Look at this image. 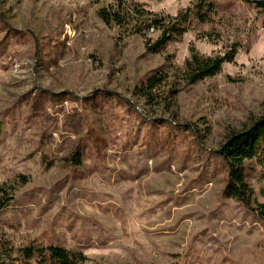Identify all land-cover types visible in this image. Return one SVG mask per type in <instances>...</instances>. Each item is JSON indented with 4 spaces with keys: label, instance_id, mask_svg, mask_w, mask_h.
<instances>
[{
    "label": "rangeland",
    "instance_id": "374dc122",
    "mask_svg": "<svg viewBox=\"0 0 264 264\" xmlns=\"http://www.w3.org/2000/svg\"><path fill=\"white\" fill-rule=\"evenodd\" d=\"M110 0H0V184L25 176L0 214V238L63 245L85 264H264V225L225 195L218 151L264 111V26L245 0H135L189 12L162 51L106 25ZM155 40L160 32H148ZM235 61L196 84L174 77L194 46ZM166 103L139 94L155 72ZM253 205L264 169L247 161Z\"/></svg>",
    "mask_w": 264,
    "mask_h": 264
},
{
    "label": "trees",
    "instance_id": "16d2710c",
    "mask_svg": "<svg viewBox=\"0 0 264 264\" xmlns=\"http://www.w3.org/2000/svg\"><path fill=\"white\" fill-rule=\"evenodd\" d=\"M245 1L261 14L264 26V0ZM195 6L196 16L201 22L212 19L216 10L212 2L202 0ZM188 13L175 17L161 15L135 0H110L97 10L98 17L106 25H114L126 35H140L147 49L152 52L162 51L170 41L179 39L185 33L181 22L188 20ZM151 29L160 32L155 40L148 34ZM238 47L239 44L233 42L224 54L204 55L191 46L189 57L182 66L174 68V78L186 85H192L213 77L222 71L225 63L235 61ZM170 76L168 72L157 71L137 90L147 103L157 106L165 104L166 98L158 87L165 84ZM1 131L0 124V133ZM218 153L228 170L225 195L236 199L264 225V202L253 205L255 190L246 174L247 161H255L264 169V111L260 115L250 116L240 128H232ZM27 183L28 179L23 175L12 182L0 184V214L15 200L18 188ZM86 261L87 256L83 252L63 245L35 240L15 245L11 239L0 238V264H85Z\"/></svg>",
    "mask_w": 264,
    "mask_h": 264
},
{
    "label": "built area",
    "instance_id": "2783aa9c",
    "mask_svg": "<svg viewBox=\"0 0 264 264\" xmlns=\"http://www.w3.org/2000/svg\"><path fill=\"white\" fill-rule=\"evenodd\" d=\"M153 31H154V29H151V30H150V32H153Z\"/></svg>",
    "mask_w": 264,
    "mask_h": 264
}]
</instances>
